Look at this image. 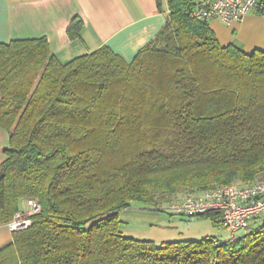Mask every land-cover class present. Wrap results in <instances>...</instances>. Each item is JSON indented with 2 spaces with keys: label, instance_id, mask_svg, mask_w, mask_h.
I'll list each match as a JSON object with an SVG mask.
<instances>
[{
  "label": "trees",
  "instance_id": "16d2710c",
  "mask_svg": "<svg viewBox=\"0 0 264 264\" xmlns=\"http://www.w3.org/2000/svg\"><path fill=\"white\" fill-rule=\"evenodd\" d=\"M167 2L132 61L102 45L64 62L46 36L0 42V225L23 201L41 206L0 264H264V217L233 239L156 243L120 227L133 202L168 212L187 194L264 179V50L222 45L195 15L203 1ZM202 216L224 226L219 211Z\"/></svg>",
  "mask_w": 264,
  "mask_h": 264
},
{
  "label": "crops",
  "instance_id": "0c3cea01",
  "mask_svg": "<svg viewBox=\"0 0 264 264\" xmlns=\"http://www.w3.org/2000/svg\"><path fill=\"white\" fill-rule=\"evenodd\" d=\"M168 10L167 0H0V42L46 36L52 51L64 62L102 45L132 61L164 28ZM76 16L82 20L80 35L70 37L68 26ZM209 24L222 45L236 42L246 52L264 50V13L251 10L230 24L219 19H211ZM8 142L9 135L1 128L0 166ZM21 206L27 208V201ZM119 217L125 235L156 243L231 236V232L221 236L224 227L204 216L189 218L131 206L120 211ZM12 241L13 231L5 223L0 225V248Z\"/></svg>",
  "mask_w": 264,
  "mask_h": 264
},
{
  "label": "built area",
  "instance_id": "2783aa9c",
  "mask_svg": "<svg viewBox=\"0 0 264 264\" xmlns=\"http://www.w3.org/2000/svg\"><path fill=\"white\" fill-rule=\"evenodd\" d=\"M264 4V0H207L195 10V15L205 19H219L226 24L241 20L249 11ZM28 208L16 212L7 223L11 231L29 227L32 214L41 208L36 200H28ZM175 214L195 218L210 211H219L223 227L236 232L247 228L254 218L264 216V179L251 184H230L207 188L187 194L164 207Z\"/></svg>",
  "mask_w": 264,
  "mask_h": 264
},
{
  "label": "rangeland",
  "instance_id": "374dc122",
  "mask_svg": "<svg viewBox=\"0 0 264 264\" xmlns=\"http://www.w3.org/2000/svg\"><path fill=\"white\" fill-rule=\"evenodd\" d=\"M143 206V204L142 203H140V202H133L132 203V207H142ZM29 207V205L27 206V208ZM163 212V211H162ZM169 212L170 213H173V212H171L170 210H168V212H166V213H168L169 214ZM264 217V216H263ZM263 217H262V219H263ZM121 220V219H120ZM124 226V225H123ZM246 231H247V229L245 228V229H241V230H238L237 232H236V236L237 237H239V236H241L242 234H244V233H246ZM229 232H231V230H229L228 228H221L220 229V235L221 236H224V238L225 237H227L228 235H229Z\"/></svg>",
  "mask_w": 264,
  "mask_h": 264
}]
</instances>
